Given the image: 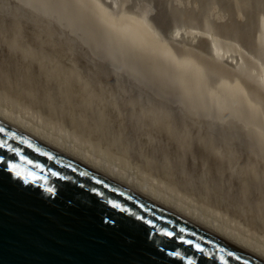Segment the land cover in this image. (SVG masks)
<instances>
[{
	"label": "rangeland",
	"instance_id": "obj_1",
	"mask_svg": "<svg viewBox=\"0 0 264 264\" xmlns=\"http://www.w3.org/2000/svg\"><path fill=\"white\" fill-rule=\"evenodd\" d=\"M8 1L10 0H4V2L0 0L2 4L5 3V5L3 4L4 7L1 3L0 6L2 5L3 9L5 6L8 8L5 9L6 13L0 12L2 13L0 19H4V13L5 16L9 13L5 18L12 23L15 19L14 24L18 28L22 26L19 30L24 34V37L22 36L18 42L22 40V44L29 43L27 45L31 47L20 45L21 48L18 45L22 52L15 45L11 47L6 42H2V45L0 42L1 105L38 124L40 128L44 129L41 130L51 132L53 138L58 136L67 144L76 145L82 150L90 151L94 156L104 161L120 166L128 174L142 180L143 185L141 187L145 192H150L152 185L166 196L172 197L175 201H180V205L184 204L185 207L196 209L195 211L205 215L208 219L234 229L236 233H241L246 240L264 248V109L262 110L263 107L259 105L264 100L261 97L264 94L260 96L259 94L262 92L259 93L260 91L258 92L257 87L251 82L243 84L242 76L238 75L241 78L239 79L238 76H234V70H232L233 73H231L232 71L228 72L231 69L228 68L229 66H226L225 72V70H221V64H216L217 62L213 58L216 65H211V55L207 52L209 48L205 40H200L204 43L203 47L200 41H198L197 47L196 44L189 46L187 42L186 44L182 42L184 45L181 44V46L170 38L172 28L181 24L182 21H184L182 23L191 22L205 27L206 24H209V18L211 24H215L214 27L217 25L216 28L218 27L219 31L223 27L225 35L230 34L235 38L239 35L240 37L237 38L241 42L243 40L242 43L248 45L247 47H251L252 50L258 48L263 51V47L260 48L261 45L256 46L259 43L255 40L259 39V42L262 38L264 40V31L261 30V28L264 30V22L261 21L259 15H256L260 13L259 8L262 9L260 6L264 7V0H237L236 3H234L236 0H213V2L212 0H122L121 3H127L126 6L124 3L121 4L124 5L125 9L122 7L119 10H122L121 12L117 11L114 14V11L111 10L112 4L110 6L113 0H107V2L105 0H90L91 2L89 0H21L20 2L27 8H31V11L35 10V12L33 11L34 16L38 15L36 18L39 21L40 19L41 21L48 20L45 24L50 23V26L53 27L51 29L56 31L51 30L55 35L53 38L52 35L50 38L48 32L46 33L45 28L41 29L42 32L39 31L41 26L30 23L32 18H29V15L27 18L31 20L26 23L27 20L24 19L27 18H24L23 12V15L19 12L20 9L17 12L23 16V19L21 15L18 16L17 12L13 15L11 11H16L19 5L17 6L16 0H11L13 6L10 2L11 5L9 6ZM244 1L246 2L244 3ZM108 2L109 5L107 6ZM214 3L220 10L222 9L221 11L224 12L225 10L223 21L216 22L211 19L208 8L210 10ZM236 4L238 5L236 6ZM149 7H152L150 9L153 10H150ZM143 9L149 10L145 24L149 25L150 28L144 26V18L139 16H143ZM125 10L128 13H125ZM148 16H150L149 21ZM131 19L132 21H130ZM141 20L143 21L141 22ZM260 22H262L263 26L260 25L262 27L259 26ZM121 23H125V26L122 27ZM131 23L132 25H130ZM2 24L4 23H0V25ZM14 24L15 32L18 28L15 29ZM226 29L230 32L227 33ZM6 32L9 33L8 30ZM57 32L60 34L57 35ZM38 33L42 37L37 36ZM249 33L255 34V36H251ZM260 33L263 34V37L262 34L259 35ZM65 37H69V39ZM1 38H4V34ZM32 39H36L38 43H40L39 40L45 42L46 44H40V46L46 47H39L42 51L34 47L36 49L33 53L28 51V49L34 50L33 45L35 46L37 43ZM67 40L69 44L65 45ZM9 47L13 49L11 52ZM191 47H195V50L193 48L188 49ZM24 48L25 51L27 49L26 52ZM78 48L79 50H77ZM198 48L200 52L203 51L201 56L200 52L197 53ZM72 49L73 51H71ZM80 49L83 50L80 51ZM37 50H39V54L35 53ZM70 51L75 52V54L70 53ZM192 51L193 53H191ZM257 51L262 52L261 50ZM28 52L31 55L29 56L31 60L26 57ZM45 52H49V54ZM206 53L210 57H206ZM186 55L188 58L184 57ZM194 56H196L197 61L191 60ZM175 57L177 60L174 59ZM187 59L190 60L191 64L190 62L189 65L186 63L188 62ZM200 60L204 62L201 65H204L205 69L199 63L198 65L195 64L197 66L192 65L195 61ZM206 65H209L210 69H213L212 67L217 69V73L214 69H208ZM209 71L215 73H212L211 76ZM230 74L233 77H230L232 76ZM116 82L118 83L116 84ZM177 83L179 88L176 86ZM246 84L248 85L245 86ZM223 88H226L227 91ZM253 88H255L254 91H257L256 95L251 92ZM211 92L212 94H210ZM220 99L222 104L219 102ZM248 99L251 101L250 103H248ZM254 106L261 108L258 110ZM262 106H264V102ZM239 130L241 131L239 132ZM30 132L39 135L31 130ZM257 145L259 148L256 147ZM56 146L59 149H64L60 145ZM64 150L66 153L82 156L70 148ZM89 163L92 164L93 162L89 161ZM221 230L223 232L220 231V233L223 234L225 230ZM236 243L240 244V241L237 240Z\"/></svg>",
	"mask_w": 264,
	"mask_h": 264
},
{
	"label": "water",
	"instance_id": "obj_2",
	"mask_svg": "<svg viewBox=\"0 0 264 264\" xmlns=\"http://www.w3.org/2000/svg\"><path fill=\"white\" fill-rule=\"evenodd\" d=\"M0 128V264H264L1 117Z\"/></svg>",
	"mask_w": 264,
	"mask_h": 264
},
{
	"label": "bare ground",
	"instance_id": "obj_3",
	"mask_svg": "<svg viewBox=\"0 0 264 264\" xmlns=\"http://www.w3.org/2000/svg\"><path fill=\"white\" fill-rule=\"evenodd\" d=\"M21 0H16V2H17V6H18V9L16 10V11H11L12 13H13V15H14V13L15 12H17V11H19V9H20V11L19 12H21V14H22V12H23V14H24V18H27V16L29 15V18H32V20L30 21L29 20V18H27V19H24V20H27L26 21V23H28L29 21H30V23H33V25L34 24H37L38 26H41V28H40V30L39 31H42L41 29L42 28H45L44 30L46 31V33L48 32L49 34H50V38H51V35H52V38H53V33L54 32H56V31H54L53 29H51V28H53V27H51L50 26V23L49 24H45V22H47L48 20H46V21H44V20H42L41 21V19H40V21L42 22H40L39 20H38V18H36V17H38V15L35 17L34 16V12H35V10L33 9V11H31L32 9L31 8H27L25 5H23V3H21L20 2ZM90 1V0H89ZM100 1V0H99ZM106 2H107V0H105ZM104 1V2H105ZM121 1L122 0H113V3H110V6H111V4H112V9L111 10H113L114 12H113V14L115 13V12H117V11H119L124 5L126 6V4L124 3V2H122L121 3ZM125 1H129V0H125ZM144 1V0H143ZM146 1V0H145ZM150 1V0H149ZM177 1H179V0H177ZM216 1V0H215ZM235 1V0H234ZM247 1V0H246ZM246 1H244V3L246 2ZM257 1V0H256ZM255 1V2H256ZM262 1V0H261ZM3 2H4V0H3ZM6 2V1H5ZM11 3V0L10 1H8V3ZM12 2H14V1H12ZM91 2V1H90ZM92 2H94V1H92ZM183 2V1H182ZM185 2V1H184ZM186 2H188V1H186ZM212 2H213V0H212ZM237 2V0L234 2V3H236ZM1 3V2H0ZM8 3H6V4H8ZM9 3V6L12 4V6H13V3H11L10 4ZM96 3V2H95ZM124 3V5H121V4H123ZM130 3V2H129ZM241 3V2H240ZM256 3H258V2H256ZM263 3V2H262ZM2 4V3H1ZM4 5H5V3H3ZM2 4V5H3ZM84 4V3H83ZM94 4V3H93ZM99 4H100V2H99ZM104 4V3H103ZM139 4H141V3H139ZM146 4V3H145ZM148 4V3H147ZM215 4V3H214ZM212 4L211 5V8H210V10H209V8H208V11H210V17H211V19H213L214 21H216V22H218V21H220V20H222L223 21V19H224V16L225 15H223L224 14V12H225V10H224V12L223 11H221L220 10V8L215 4ZM248 4H250V3H248ZM252 4V3H251ZM254 4V3H253ZM259 4H260V2H259ZM1 5V6H2ZM4 5L2 6V7H4ZM15 5H16V3H15ZM95 5V4H94ZM97 5V4H96ZM107 6L109 5V2H108V4H106ZM105 5V6H106ZM134 5V4H133ZM142 5V4H141ZM185 5H187V4H185ZM208 5V4H207ZM238 4H236V6H237ZM244 5V4H243ZM246 5V4H245ZM0 6V9L1 10H4V11H1L0 10V12H5L6 10L5 9H8V8H6L7 6H5V8L3 9L2 7ZM8 6V7H9ZM146 6V5H145ZM150 6V5H149ZM164 6H166V5H164ZM206 6V5H205ZM227 6V5H226ZM239 6H240V4H239ZM250 6V5H249ZM248 6V7H249ZM255 6V5H254ZM16 7V6H15ZM15 7H13V8H15ZM100 7V6H99ZM135 7V6H134ZM144 7V6H143ZM209 7V6H208ZM257 7V6H256ZM262 9H260L259 8V12L260 13H257L256 15L258 16L259 15V17H260V19H261V21L262 22H264V7H262V6H260ZM111 8V7H110ZM136 8H138V7H136ZM145 8V7H144ZM147 8V7H146ZM150 8H152V7H149V9ZM189 8V7H188ZM201 8H202V6H201ZM245 8V7H244ZM254 8V7H253ZM10 10H11V7L9 8ZM108 9V8H107ZM123 9H125V7H123ZM142 9V8H141ZM186 9V8H185ZM239 9V8H238ZM247 9V8H246ZM9 10V11H10ZM129 10V9H128ZM150 10H153V9H150ZM155 10V9H154ZM205 10V9H204ZM255 10V9H254ZM257 10H258V8H257ZM8 11V12H9ZM105 11H109V10H105ZM122 11V10H121ZM121 11H119V12H121ZM126 11V10H125ZM181 11V10H180ZM190 11V10H189ZM242 11V10H241ZM245 11V10H244ZM7 12V11H6ZM5 12V13H6ZM19 12H17L18 13V16L19 15H21ZM33 12V13H32ZM110 12V11H109ZM108 12V13H109ZM143 16L142 15H139V16H141L142 17V19L144 18V26L146 25L145 23V18H146V15L148 14V12H149V10H146V9H143ZM151 12V11H150ZM223 12V13H222ZM238 12V11H237ZM258 12V11H257ZM5 13L3 14L4 15V19H0V23H4V24H2V25H0V34H4V38H1V37H3V34L2 35H0V42H1V45H2V42L4 43V42H6L8 45H10L11 47L12 46H16L17 48L21 45L22 47H29L27 44H29V43H27L26 45L23 43L22 44V40L20 41V42H18L21 38H22V36L24 37V34H22V32L19 30L20 28H18L17 27V25L16 24H14L15 22V19H14V21H13V23L12 22H10L9 21V19H7V18H5V17H7V15L9 14V13H7L6 14V16H5ZM11 13V14H12ZM17 13H15V14H17ZM125 13H128V11H126ZM152 13V12H151ZM150 13V14H151ZM163 13V12H162ZM255 13V12H254ZM254 13H253V15H254ZM0 14H2V13H0ZM22 14V15H23ZM37 14V13H36ZM109 14H111V13H109ZM112 14V15H113ZM167 14V13H166ZM180 14H182V13H180ZM197 14H199V13H197ZM202 14V13H201ZM200 14V15H201ZM3 15H2V17H3ZM21 15V18L23 17ZM26 15V16H25ZM117 15H119V14H117ZM120 15H122V14H120ZM134 15V14H133ZM138 15V14H137ZM237 15V14H236ZM16 16V15H15ZM18 16H16V17H18ZM114 16V15H113ZM124 16V15H123ZM126 16H127V19H128V15L126 14ZM136 16V15H135ZM190 16V15H189ZM204 16V15H203ZM202 16V17H203ZM245 16V15H244ZM15 17V18H16ZM39 17H41L40 15H39ZM108 17V16H107ZM118 17V16H117ZM116 17V18H117ZM129 17H130V15H129ZM138 17V16H137ZM150 16H148L147 17V19L149 18ZM195 17V16H194ZM197 17V16H196ZM209 17V16H208ZM18 18H20V17H18ZM43 18V17H42ZM95 18V17H94ZM131 18V17H130ZM136 18V17H135ZM135 18H133V19H135ZM139 18V17H138ZM138 18H136L137 20H138ZM189 18V17H188ZM204 18V17H203ZM206 18V17H205ZM257 18V17H256ZM13 19V18H12ZM23 19V18H22ZM110 19V18H109ZM119 19V18H118ZM117 19V20H118ZM140 19V18H139ZM231 19V18H230ZM10 20H11V18H10ZM29 20V21H28ZM35 20V21H34ZM98 20V19H97ZM150 19H148V21H149ZM153 20V19H152ZM169 20V19H168ZM200 20V19H199ZM213 20H212V23H213ZM50 21V20H49ZM100 21V20H99ZM109 21V20H108ZM112 21V20H111ZM114 21V20H113ZM112 21V22H113ZM122 21V20H121ZM130 21H132V19L130 20ZM134 21V20H133ZM143 20H141V22H142ZM191 21V20H190ZM189 21V22H190ZM240 21V20H239ZM19 22V21H18ZM44 22V23H43ZM123 22V21H122ZM135 22V21H134ZM155 22V21H154ZM182 22H184V21H182ZM181 22V24H177V25H175L173 28H172V32H171V37L170 38H172L173 39V41L174 42H178V43H176V44H178V45H181V44H183L182 42H184V44H186V42H187V44L190 46H192L193 44H196V46L198 47V45H197V43H198V41H200V40H205L206 41V43H207V47L209 48L208 50H207V52H208V54H210L211 55V57H210V55L208 56V54L206 55V57L208 56V57H210L211 58V65H216V64H221V66H220V68H221V70L223 69V70H225V72H226V66L230 69V70H228V72L229 71H232V70H234V76H242V79L244 80V82H243V84L244 83H248V82H251L254 86H256L257 88H256V90L259 92V93H261V94H259L260 96L262 95V94H264V53H263V51H264V40H262L263 38V34H264V32H263V34L262 33H260L259 35H261L262 34V37H260V38H262V39H260V42H259V39L258 40H255V41H257L258 43V45H256V46H258L259 47V45H261L260 46V48H262L263 47V51H262V49H258L257 48V50H261L262 52H259V51H257V50H254V48H253V50L251 49V47H247L246 46V44H244V43H242L243 42V40H242V42L239 40V38H235V37H233V35L231 36L230 34L229 35H225V32H223L224 30H223V27L220 29V31H219V29H217L216 28V26L214 27V25H212L211 24V22L209 21V18H208V22H209V24H211L210 26H208L209 24H206V23H208V22H206L205 24V27H203V26H198V25H196V24H192L191 22V24L190 23H182ZM204 22H205V20H204ZM215 22V23H216ZM229 22V21H228ZM259 22V21H258ZM262 22H260V24H259V26L260 25H262L261 23ZM11 23H12V25H11ZM128 23H129V21H128ZM148 23V22H147ZM169 23V22H168ZM239 23V22H238ZM13 24L15 25V29H17L15 32H14V26H13ZM112 24V23H111ZM125 23H121V25H122V27H123V25H124ZM174 24V23H173ZM249 24V23H248ZM252 24V23H251ZM257 24V23H256ZM30 25H32V24H30ZM120 25V24H119ZM120 25V26H121ZM130 25H132V23L130 24ZM220 25V24H219ZM258 25V24H257ZM1 26H3L4 27V29H3V27H1ZM36 26V25H35ZM47 26H48V28H47ZM54 26V25H53ZM56 26V25H55ZM58 26H60V25H58ZM58 26H56V27H58ZM117 26H118V24H117ZM125 26V25H124ZM127 26H128V24H127ZM140 26V25H139ZM138 26V27H139ZM147 26H149V25H146L145 27H147ZM263 26V25H262ZM262 26H260V27H262ZM61 27V26H60ZM112 27V26H111ZM114 27V26H113ZM119 27V26H118ZM220 27V26H219ZM5 28H7V29H5ZM140 28V27H139ZM149 28H150V26H149ZM56 29V28H55ZM58 29V28H57ZM105 29V28H104ZM116 29V28H115ZM125 30H126V28H124ZM158 29V28H157ZM9 31V33L8 32H6V31ZM54 31V32H52V31ZM120 30H121V28H120ZM119 30V31H120ZM123 30V29H122ZM128 30V29H127ZM156 30V29H155ZM159 30V29H158ZM227 30V29H226ZM260 30V29H259ZM261 30L262 31H264L262 28H261ZM19 31V32H18ZM44 31V32H45ZM59 31V30H58ZM61 31V30H60ZM116 31H118V30H116ZM124 31V30H123ZM221 31H222V33H221ZM6 32V33H5ZM18 32V33H17ZM33 32V31H32ZM43 32V31H42ZM63 32V31H62ZM73 32V31H72ZM71 32V33H72ZM227 33H229L230 32V30H229V32H228V30L226 31ZM260 32V31H259ZM15 33V34H14ZM40 34H41V32H39ZM38 33V35L37 36H39L40 34ZM58 33V32H57ZM103 33H105V32H103ZM127 33V32H126ZM150 33V32H149ZM226 33V34H227ZM234 33V32H233ZM236 33V32H235ZM241 33V32H240ZM253 33V32H252ZM255 33V32H254ZM7 34V35H6ZM16 34H17V36H16ZM21 34V35H20ZM56 34V33H55ZM60 34V32L57 34V35H59ZM69 34V33H68ZM140 34V33H139ZM158 34H160V33H158ZM170 34V33H169ZM250 34V33H249ZM34 35H35V33H34ZM42 35V34H41ZM39 36V37H42V36ZM126 35V34H125ZM156 35V34H155ZM251 35V34H250ZM16 36V37H15ZM36 36V35H35ZM45 36V35H44ZM55 36V35H54ZM129 36H131V35H129ZM147 36V35H146ZM170 36V35H169ZM245 36V35H244ZM251 36H255V34L254 35H251ZM15 37V38H14ZM46 37V36H45ZM44 37V38H45ZM48 37V36H47ZM60 37V36H59ZM62 37V36H61ZM60 37V38H61ZM155 37V36H154ZM159 37V36H158ZM162 37V36H161ZM166 37V36H165ZM240 37V36H239ZM35 38V37H34ZM44 38H42V39H44ZM50 38H49V40H50ZM55 38V37H54ZM59 38V39H60ZM66 38V37H65ZM122 38V37H121ZM130 38V37H129ZM156 38V37H155ZM163 38V37H162ZM255 38V37H254ZM38 39V38H37ZM66 39H69V37L68 38H66ZM256 39V38H255ZM24 40V39H23ZM32 40H35L36 41V39H32ZM54 40V39H53ZM114 40V39H113ZM126 40H127V38H126ZM130 40V39H129ZM132 40V39H131ZM130 40V41H131ZM252 40H254L253 38H252ZM262 40V41H261ZM25 41V40H24ZM31 41V40H30ZM43 41H45V39L43 40ZM46 41H47V38H46ZM51 41V40H50ZM65 41V40H64ZM158 41V40H157ZM33 42V41H32ZM37 42V41H36ZM39 42L40 43H36L35 44V46L33 45V49L34 50H29L28 49V51H32V53L35 51V49L36 48H34V47H37V49H39V47H41V46H44V45H41L40 46V44H44L45 42H41L40 40H39ZM54 42V41H53ZM61 43H62V41H60ZM75 42V41H74ZM173 42V43H174ZM181 42V43H180ZM201 43H202V41H200ZM199 42V43H200ZM26 43V42H25ZM48 43V42H47ZM52 43V42H51ZM60 43V44H61ZM67 43H68V40H67V42H66V44L65 45H67ZM70 43H71V41H70ZM172 43V44H173ZM180 43V44H179ZM201 43H200V45H201ZM46 44V43H45ZM48 44H50V43H48ZM69 44V43H68ZM76 44V43H75ZM74 44V45H75ZM80 44H82V43H80ZM159 44V43H158ZM163 44V43H162ZM164 44H166L165 42H164ZM183 44V45H184ZM248 44V43H247ZM0 45V46H1ZM19 45V46H18ZM31 45V44H30ZM64 45V44H63ZM73 45V44H72ZM73 45V46H74ZM78 45V44H77ZM131 45V44H130ZM151 45V44H150ZM203 45H204V43H202V47H203ZM206 45V44H205ZM251 45V44H250ZM5 46V45H4ZM7 46V45H6ZM20 46V47H21ZM51 46V45H50ZM80 46V45H79ZM182 46V45H181ZM193 46H195V45H193ZM254 46V45H253ZM11 47H9L10 49H9V51L11 52V50H13ZM18 48V50L20 49L21 51H22V47L21 48ZM31 47V46H30ZM29 47V48H30ZM44 47H46V46H44ZM77 47V46H76ZM185 48L187 47V45L186 46H184ZM2 48V47H1ZM5 48V47H4ZM8 48V47H7ZM66 48V47H65ZM70 48V47H69ZM73 48V47H72ZM83 48V47H82ZM159 48V47H158ZM174 48V47H173ZM181 48V47H180ZM184 48V49H185ZM194 49L195 47H191V48H188V49ZM200 49H201V47H199ZM198 48V49H199ZM205 48V47H204ZM42 49H44V48H42ZM46 49V48H45ZM200 49H199V51L197 52V53H199L200 52ZM39 50H41V48L39 49ZM39 50H37V52H35V53H38V51ZM49 50V49H48ZM56 50V49H55ZM65 50H67V48L65 49ZM75 50H76V48H75ZM74 50V51H75ZM77 50H79V48L77 49ZM81 50H83V49H80V51ZM154 50V49H153ZM157 50V49H156ZM160 50V49H159ZM177 50V49H176ZM175 50V51H176ZM183 50V49H182ZM187 50V49H186ZM185 50V51H186ZM195 50V49H194ZM197 50V49H196ZM203 50V49H202ZM24 51H25V48H24ZM26 51H27V49H26ZM25 51V52H26ZM42 51V50H41ZM51 51V50H50ZM63 51V50H62ZM69 51V50H68ZM71 51H73V49L71 50ZM70 51V53H74L75 54V52H71ZM86 51V50H85ZM189 51V50H188ZM15 52H17L16 50H15ZM19 52V51H18ZM23 52V51H22ZM87 52H88V50H87ZM171 52V51H170ZM196 52V51H195ZM203 52V51H202ZM202 52H200V56L202 55ZM29 53V52H28ZM28 53L26 54V55H24V56H26L27 57V59H28V57L29 56H31L30 55V53H29V55H28ZM34 53V54H35ZM43 53H44V51H43ZM46 53V52H45ZM48 54H49V52H47ZM46 53V54H47ZM68 53V52H67ZM82 53V52H81ZM89 53V52H88ZM166 53H167V50H166ZM180 53V52H179ZM191 53H193V51L191 52ZM205 53V52H204ZM10 54V53H9ZM16 54V53H15ZM22 54V53H21ZM39 54V53H38ZM79 54V53H78ZM164 54V53H163ZM162 54V55H163ZM196 54V53H195ZM42 55V54H41ZM168 55V54H167ZM182 55H184V54H182ZM191 55V54H190ZM199 55V54H198ZM39 56V55H38ZM47 56H49V55H47ZM62 56V55H61ZM89 56V55H88ZM136 56V55H135ZM169 56V55H168ZM180 56V55H179ZM17 57V56H16ZM33 57H35V56H33ZM36 57H37V54H36ZM35 57V58H36ZM64 57V56H63ZM62 57V58H63ZM140 57V56H139ZM164 57V56H163ZM173 57V56H172ZM184 57H187V55L186 56H184ZM195 57L196 56H194V58L192 57V59L191 60H196L197 61V58L195 59ZM13 58H15V56H13ZM24 58V57H23ZM30 58V57H29ZM39 58V57H38ZM47 58V57H46ZM50 58V57H49ZM81 58V57H80ZM169 58V57H168ZM188 58V57H187ZM201 58H203V57H201ZM209 58V59H210ZM217 62H215L214 63V60ZM37 59V58H36ZM41 59H42V57H41ZM82 59H84V58H82ZM86 59V58H85ZM89 59V58H88ZM158 59V58H157ZM166 59V58H165ZM174 59H176L177 60V58L175 57ZM186 59V58H185ZM184 59V60H185ZM22 60H24V59H22ZM29 60H31V58L29 59ZM38 60V59H37ZM50 60V59H49ZM87 60V59H86ZM99 60V59H98ZM180 60V59H179ZM17 61V60H16ZM32 61H33V58H32ZM74 61V60H73ZM77 61V60H76ZM89 61V60H88ZM93 61V60H92ZM96 61H97V59H96ZM169 61H170V59H169ZM181 61H183V60H181ZM186 61V60H185ZM184 61V62H185ZM187 61L188 62H186V63H188V65H189V62H190V60H188L187 59ZM195 61V63H192V65L194 66L195 64H197L198 65V63L201 65V63L203 64L204 62H201V60L200 61H198V62H196ZM212 61H213V64H212ZM42 62V61H41ZM52 62V61H51ZM146 62V61H145ZM172 62V61H171ZM192 62H194V61H192ZM30 63V62H29ZM98 63V62H97ZM166 63V62H165ZM19 64V63H18ZM23 64V63H22ZM26 64V63H25ZM28 64V63H27ZM32 64V63H31ZM42 64V63H41ZM44 64V63H43ZM108 64V63H107ZM145 64H147V63H145ZM170 64H172V63H170ZM180 64H181V62H180ZM190 64H191V62H190ZM20 65V64H19ZM39 65V64H38ZM53 65V64H52ZM58 65V64H57ZM75 65H77L76 63H75ZM82 65V64H81ZM101 65V64H100ZM185 65V64H184ZM197 65H195V66H197ZM33 66V65H32ZM78 66V65H77ZM104 66V65H103ZM182 66V65H181ZM193 66H191V67H193ZM201 66H203L204 67V69H205V66L204 65H201ZM200 66V67H201ZM207 67H208V69H210V67H209V65H206ZM219 66V65H218ZM43 67V66H42ZM47 67H49V66H47ZM58 67V66H57ZM60 67V66H59ZM170 67V66H169ZM199 67V66H198ZM199 67V68H200ZM206 67V68H207ZM224 67V68H223ZM33 68V67H32ZM56 68V67H55ZM93 68V67H92ZM98 68V67H97ZM124 68H126V67H124ZM162 68V67H161ZM213 69H214V71L217 73V71L215 70V68L214 67H212ZM216 68H217V66H216ZM219 68V67H218ZM219 68V69H220ZM61 69V68H60ZM78 69V68H77ZM198 69V68H197ZM203 69V68H202ZM202 69H200V70H202ZM207 69V70H208ZM213 69H210V70H213ZM25 70V69H24ZM51 70V69H50ZM125 70V69H124ZM199 70V69H198ZM221 70H220V72H221ZM44 71V70H43ZM46 71V70H45ZM49 71V70H48ZM55 71V70H54ZM57 71H59V70H57ZM110 71V70H109ZM127 71V70H126ZM125 71V72H126ZM211 72V71H209V73H210V75L212 74V73H215V72ZM24 72V71H23ZM26 72V71H25ZM27 72H28V70H27ZM63 72V71H62ZM104 72V71H103ZM108 72V71H107ZM115 72V71H114ZM129 72V71H128ZM136 72V71H135ZM162 72V71H161ZM196 72H198V71H196ZM224 72V73H225ZM22 73V72H21ZM170 73V72H169ZM200 73V72H199ZM208 73V72H207ZM222 73V72H221ZM231 73H233V71L231 72ZM64 74V73H63ZM62 74V75H63ZM101 74V73H100ZM106 74V73H105ZM109 74H111V73H109ZM116 74H118V73H116ZM115 74V75H116ZM125 74V73H124ZM164 74V73H163ZM226 74H228V73H226ZM236 74V75H235ZM29 75V74H28ZM44 75V74H43ZM72 75V74H71ZM93 75V74H92ZM122 75V74H121ZM230 75H232V74H230ZM125 76V75H124ZM212 76V75H211ZM215 76V75H214ZM224 76V75H223ZM238 76V77H239ZM54 77H55V75H54ZM70 77V76H69ZM93 77V76H92ZM103 77V76H102ZM111 77V76H110ZM114 77V76H113ZM120 77V76H119ZM132 77V76H131ZM227 77L229 78V76L227 75ZM226 77V78H227ZM230 77H233V75L232 76H230ZM246 79V81H245V79ZM61 78V77H60ZM64 78V77H63ZM104 78V77H103ZM115 78V77H114ZM168 78V77H167ZM170 78V77H169ZM211 78V77H210ZM212 78H214V77H212ZM237 78V77H236ZM236 78H234V79H236ZM94 79V78H93ZM92 79V80H93ZM97 79V81H98V78H96ZM96 79H95V81H96ZM119 79V78H118ZM129 79V78H128ZM145 79V78H144ZM221 79V78H220ZM238 79V78H237ZM239 79H241L240 77H239ZM50 80V79H49ZM60 80V79H59ZM65 80V79H64ZM116 80V79H115ZM122 80V79H121ZM170 80V79H169ZM222 80V79H221ZM248 80V81H247ZM52 81V80H51ZM78 81V80H77ZM81 81V80H80ZM166 81V80H165ZM168 81V80H167ZM166 81V82H167ZM173 81V80H172ZM223 81V80H222ZM234 81V80H233ZM236 81V80H235ZM242 81V80H241ZM219 82V81H218ZM225 82V81H224ZM240 82V81H239ZM71 83V82H70ZM69 83V84H70ZM74 83V82H73ZM81 83V82H80ZM115 83V82H114ZM118 82H116V84H117ZM120 83H121V81H120ZM236 83V82H235ZM242 83V82H241ZM111 84V83H110ZM170 84V83H169ZM228 84V83H227ZM226 84V85H227ZM231 84V83H230ZM251 84V85H252ZM58 85V84H57ZM68 85V84H67ZM136 85H138V84H136ZM174 85V84H173ZM192 85V84H191ZM232 85V84H231ZM230 85V86H231ZM248 84H246L245 86H247ZM250 85V84H249ZM169 86V85H168ZM171 86V85H170ZM176 86H178V83L176 84ZM114 87V86H113ZM172 87V86H171ZM234 87V86H233ZM238 87V86H237ZM241 87L243 88V86L241 85ZM249 87V86H248ZM59 88V87H58ZM64 88V87H63ZM141 88V87H140ZM173 88V87H172ZM177 88V87H176ZM178 88H179V86H178ZM183 88V87H182ZM251 88V87H250ZM117 89V88H116ZM127 89V88H126ZM139 89V88H138ZM151 89V88H150ZM171 89V88H170ZM224 90L226 89V88H223ZM229 89V88H228ZM231 89V88H230ZM238 89H240L239 87H238ZM66 90H67V88H66ZM174 90V89H173ZM177 90H179V89H177ZM223 90V91H224ZM236 90V89H235ZM255 90V88H253V91H251V89H250V91L251 92H254L255 93V95H256V92L257 91H254ZM73 91V90H72ZM139 91V90H138ZM141 91V90H140ZM225 91H227V89L225 90ZM232 91H234V90H232ZM239 91V90H238ZM241 91V90H240ZM141 92H143V91H141ZM172 92V91H171ZM182 92V91H181ZM247 92V91H246ZM250 92V93H251ZM81 93V92H80ZM145 93V92H144ZM237 93V92H236ZM248 93V92H247ZM253 93V94H254ZM70 94V93H69ZM71 94H72V92H71ZM141 94V93H140ZM146 94V93H145ZM152 94V93H151ZM210 94H212V92L210 93ZM234 94V93H233ZM237 94H239V93H237ZM252 94V95H253ZM229 95V94H228ZM236 95V94H235ZM239 95H241V94H239ZM251 95V94H250ZM86 96V95H85ZM89 96V95H88ZM95 96V95H94ZM232 96V95H231ZM248 96H249V94H248ZM254 96V95H253ZM150 97H152V96H150ZM236 97V96H235ZM241 97V96H240ZM257 97V96H256ZM255 97V98H256ZM262 97V100L264 99L263 97V95L261 96ZM261 97H260V100H261ZM91 98H92V96H91ZM140 98V97H139ZM212 98V97H211ZM246 98V97H245ZM244 98V100H246ZM253 98V97H252ZM228 99V98H227ZM77 100V99H76ZM139 100V99H138ZM254 100V99H253ZM257 100V99H256ZM93 101V100H92ZM153 101V100H152ZM247 101H249V99L247 100ZM87 102V101H86ZM219 102H221V99H220V101ZM251 101H249L248 103H250ZM254 102H255V100H254ZM257 102V101H256ZM260 102V101H259ZM263 102H264V100L262 101V103H259V105H261V107H263V108H261V107H256V106H258V105H256V104H254V105H256V106H254L256 109H258V108H261L262 110L264 109V106H262L263 105ZM87 104V103H86ZM105 104V103H104ZM147 104V103H146ZM220 104V103H219ZM221 104H222V102H221ZM253 104V103H252ZM119 105V104H118ZM130 105V104H129ZM249 105V104H248ZM96 106V105H95ZM133 106V105H132ZM87 107V106H86ZM119 107V106H118ZM157 107V106H156ZM160 107V106H159ZM253 107V108H254ZM95 108V107H94ZM124 108V107H123ZM122 108V109H123ZM161 108V107H160ZM165 108V107H164ZM110 109V108H109ZM251 109V108H250ZM101 110V109H100ZM198 110V109H197ZM200 110V109H199ZM259 110V109H258ZM104 111V110H103ZM117 111V110H116ZM96 112V111H95ZM105 112V111H104ZM120 112V111H119ZM136 112V111H135ZM167 113V112H166ZM109 114V113H108ZM179 114H181V113H179ZM219 114V113H218ZM120 115V114H119ZM191 115V114H190ZM189 115V116H190ZM205 115V114H204ZM96 116V115H95ZM144 116V115H143ZM181 116V115H180ZM209 116V115H208ZM221 116V115H220ZM235 116H236V114H235ZM234 116V117H235ZM239 116V115H238ZM0 117L1 118H3L4 120H6V121H8V122H10L11 124H13V125H15L16 127H18V128H20L21 130H23V131H25L26 133H28V134H30L31 136H33V137H35L36 139H38V140H40L41 142H43V143H45V144H47V145H49V146H51V147H53V148H55V149H57V150H59L60 152H62V153H64V154H66V155H68V156H70V157H72V158H74V159H76V160H78V161H80L81 163H83V164H85V165H87V166H89V167H91V168H93V169H95V170H97L98 172H100V173H102V174H104L105 176H107V177H109L110 179H112L113 181H115L116 183H118L119 185H122L123 187H126L127 189H129V190H131V191H133L134 193H136L137 195H139V196H141V197H143V198H145V199H147V200H149V201H151V202H153L154 204H156V205H158V206H160V207H162L163 209H165V210H167L169 213H172L173 215H175V216H177V217H180V218H182V219H184V220H186V221H188V222H190V223H193L194 225H196V226H198V227H200V228H202L203 230H205V231H207V232H209V233H211V234H213V235H216V236H218V237H220V238H222V239H224L225 241H227V242H229V243H231L232 245H234V246H236V247H238V248H240V249H242V250H244V251H246V252H248V253H250V254H252V255H254V256H256V257H258V258H260L261 260H263L264 261V248L261 246V245H259V244H256V243H253V242H251V241H249V240H246L245 238H244V236H242L241 235V233L240 234H238V232L236 233L235 231H234V229H231V228H229V227H227V226H224L223 224H220V222L218 223V222H216L215 220H210V219H208V217H206L205 215H203V214H200L199 212H197V211H195V210H193L192 208H189V207H185V205L183 206V205H180L179 204V202L180 201H175L172 197H169V196H166L165 194H163L161 191H159L158 189H156V188H154L152 185L150 186V192H145L144 191V189L141 187V185H143V182H142V180H140L139 178H137V177H135L134 175H132V174H128L127 173V171L126 170H124V169H122L120 166H117V165H114L113 163H110V162H107V161H104V160H102V159H100L99 157H97V156H94L93 155V153H91L90 151H85V150H82L81 148H79V147H77L76 145H71V144H67V143H65V141L64 140H60L59 138H58V136H55V137H57V138H53V134L51 133V132H46V131H43L44 129L43 128H40L39 127V125L38 124H36V123H33L31 120H28V118L26 119V118H24L22 115H19V113L18 114H15L14 113V111L13 110H11L10 108H8V107H6V106H3V105H1V103H0ZM97 117V116H96ZM204 117V116H203ZM214 117V116H213ZM146 118V117H145ZM89 119V118H88ZM227 119V118H226ZM238 119V118H237ZM99 120V119H98ZM113 120V119H112ZM124 120V119H123ZM139 120V119H138ZM141 120V119H140ZM213 120V119H212ZM222 120V119H221ZM220 120V121H221ZM134 121V120H133ZM123 122V121H122ZM129 122V121H128ZM132 122V121H131ZM135 122V121H134ZM158 122V121H157ZM172 122V121H171ZM237 122V121H236ZM235 122V123H236ZM110 123V122H109ZM108 123V124H109ZM207 123V122H206ZM231 123V122H230ZM234 123V122H233ZM98 124V123H97ZM107 124V123H106ZM105 124V125H106ZM107 124V125H108ZM116 124V123H115ZM122 124V123H121ZM134 124V123H133ZM239 124V123H238ZM100 125V124H99ZM102 125V124H101ZM104 125V124H103ZM152 125V124H151ZM211 125V124H210ZM112 126V125H111ZM199 126V125H198ZM42 127V126H41ZM133 127V126H132ZM140 127V126H139ZM212 127H213V125H212ZM235 127V126H234ZM111 128V127H110ZM217 128H219V127H217ZM221 128H222V126H221ZM226 128V127H225ZM231 128V127H230ZM233 128V127H232ZM251 128V127H250ZM41 129H43V130H41ZM138 129V128H137ZM191 129V128H190ZM214 129V128H213ZM223 129V128H222ZM30 130L31 131H33L34 133H36V134H39V135H42V136H44V137H41V136H39V135H35V134H33V133H31L30 132ZM186 130V129H185ZM233 130H234V128H233ZM254 130V129H253ZM127 131V130H126ZM129 131V130H128ZM127 131V132H128ZM141 131V130H140ZM174 131V130H173ZM219 131V130H218ZM241 130H239V132H240ZM255 131V130H254ZM253 131V132H254ZM225 132V131H224ZM235 132H236V130H235ZM256 132V131H255ZM186 133V132H185ZM223 133V132H222ZM227 133V132H226ZM225 133V134H226ZM229 133V132H228ZM149 134V133H148ZM177 134V133H176ZM248 134V133H247ZM255 134V133H254ZM55 135V134H54ZM142 135V134H141ZM172 135V134H171ZM192 135V134H191ZM208 135V134H207ZM212 135V134H211ZM221 135V134H220ZM239 137V136H238ZM139 138H141V137H139ZM245 138V137H244ZM144 139V138H143ZM167 139V138H166ZM243 139V138H242ZM184 140V139H183ZM230 140V139H229ZM232 140V139H231ZM230 140V141H231ZM251 140V139H250ZM173 141V140H172ZM224 141V140H223ZM227 142H229V141H227ZM254 142V141H253ZM253 142H252V144H253ZM257 142V141H256ZM205 144V143H204ZM211 144V143H210ZM230 144H232V143H230ZM233 144H235V143H233ZM251 144V143H250ZM251 144V145H252ZM56 145H60L62 148H70V150H72L73 152H75V151H77L79 154H81L82 156H79V155H75L74 153L72 154V153H69V152H67L66 153V151L64 150V149H59ZM254 145V144H253ZM259 145V144H258ZM258 145L256 146V147H258ZM229 146V145H228ZM233 146V145H232ZM192 147V146H191ZM217 147V146H216ZM252 147H254V146H252ZM256 147H254V148H256ZM198 148V147H197ZM259 148V147H258ZM79 149V150H78ZM224 152V151H223ZM252 152V151H251ZM257 152V151H256ZM261 152V151H260ZM216 153V152H215ZM240 153V152H239ZM256 154V153H255ZM263 154V153H262ZM257 155V154H256ZM210 156V155H209ZM224 156V155H223ZM261 156V155H260ZM215 158V157H214ZM223 158V157H222ZM208 159H209V157H208ZM194 160V159H193ZM213 160V159H212ZM235 160V159H234ZM89 161H92L93 163L91 164V163H89ZM199 161V160H198ZM230 163V162H229ZM206 164V163H205ZM231 164V163H230ZM244 164V163H243ZM202 166V165H201ZM207 166V165H206ZM209 166V165H208ZM207 168V167H206ZM205 169V168H204ZM239 169V168H238ZM227 171V170H226ZM264 171V170H263ZM208 172V171H207ZM230 173V172H229ZM239 173V172H238ZM245 174V173H244ZM240 176V175H239ZM209 177V176H208ZM223 177V176H222ZM227 177V176H226ZM225 177V178H226ZM258 179V178H257ZM229 180V179H228ZM244 181V180H243ZM263 183V182H262ZM234 188V187H233ZM238 188V187H237ZM221 229H224L225 231H224V233L222 234V233H220V231L221 232H223ZM226 236H228V237H226ZM240 241V244H238V243H236V241ZM251 243V244H250ZM253 247V248H252Z\"/></svg>",
	"mask_w": 264,
	"mask_h": 264
},
{
	"label": "snow or ice",
	"instance_id": "obj_4",
	"mask_svg": "<svg viewBox=\"0 0 264 264\" xmlns=\"http://www.w3.org/2000/svg\"><path fill=\"white\" fill-rule=\"evenodd\" d=\"M3 131L4 130L2 128H0V133H2ZM3 147H5V143L4 142H0V148H3ZM28 163H31V162L28 161ZM9 169L15 173L16 177H20L21 176L20 171L16 170L17 169V165L11 164V165H9ZM41 171H43V169H41ZM28 177H29V180L32 181V182H35L38 179H40L39 177H37L36 175H34L31 172L28 173ZM46 191H48L49 193H53L54 192V188L53 187H49V188L46 189ZM165 235H168L169 237H171L172 233H165Z\"/></svg>",
	"mask_w": 264,
	"mask_h": 264
}]
</instances>
